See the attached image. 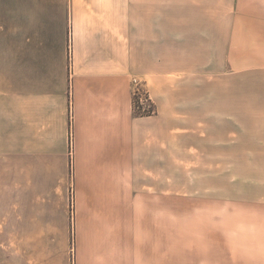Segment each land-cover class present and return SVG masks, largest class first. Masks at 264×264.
<instances>
[{
  "label": "crops",
  "instance_id": "1",
  "mask_svg": "<svg viewBox=\"0 0 264 264\" xmlns=\"http://www.w3.org/2000/svg\"><path fill=\"white\" fill-rule=\"evenodd\" d=\"M0 22L8 164L33 153L72 164L107 212L111 198L135 196L131 184L170 195L174 167L196 165L201 226L215 234L208 262L264 264V0H0ZM134 78L155 114L135 115ZM128 233L83 239L107 257L121 241L126 261Z\"/></svg>",
  "mask_w": 264,
  "mask_h": 264
},
{
  "label": "rangeland",
  "instance_id": "2",
  "mask_svg": "<svg viewBox=\"0 0 264 264\" xmlns=\"http://www.w3.org/2000/svg\"><path fill=\"white\" fill-rule=\"evenodd\" d=\"M0 25L4 28V22ZM0 46L4 47V39H0ZM135 79L134 112H156L143 82L137 79V86ZM178 134L179 130H175V147L180 145L176 144ZM2 153L0 264H160L162 258L165 264L166 254L161 248L163 245L166 250V242L168 264L171 260L172 264L211 263L208 262L212 257L209 251L214 252L215 234L201 226L205 216L202 215L201 220L198 211L203 202L198 199L196 165L174 167L175 182L168 189L170 195L149 191L152 187L165 192V184H142L140 189L137 188L139 184H131L129 189L136 192L135 196L127 200L111 198L110 211L107 212L102 209L100 199L86 197V192L93 190L94 184L77 181L79 177L72 164L55 168L44 166L33 153L24 166H11ZM191 162L196 164V159ZM122 186L111 183V192L122 191ZM123 201L126 213L120 210ZM103 216H108L111 222L107 223ZM124 228L127 233L131 231L125 245L126 261L117 253L122 248L121 241L119 245L108 247L112 253L107 257L103 251L105 247L94 244L91 239H83V233L89 230H109L112 234L118 229L123 234ZM171 233L173 241L169 240ZM153 234L158 237L157 243ZM204 240H209L208 245ZM116 241L112 239L110 244ZM218 243L221 245L220 240Z\"/></svg>",
  "mask_w": 264,
  "mask_h": 264
},
{
  "label": "trees",
  "instance_id": "3",
  "mask_svg": "<svg viewBox=\"0 0 264 264\" xmlns=\"http://www.w3.org/2000/svg\"><path fill=\"white\" fill-rule=\"evenodd\" d=\"M155 112V111H154ZM154 112H152L151 114H144V113H142V112H135V114H137L138 116H148V115H152V114H154Z\"/></svg>",
  "mask_w": 264,
  "mask_h": 264
},
{
  "label": "built area",
  "instance_id": "4",
  "mask_svg": "<svg viewBox=\"0 0 264 264\" xmlns=\"http://www.w3.org/2000/svg\"><path fill=\"white\" fill-rule=\"evenodd\" d=\"M134 83L138 86V80L137 79H135L134 80ZM138 90H140L139 88H137ZM139 95V91H138V94H137V96Z\"/></svg>",
  "mask_w": 264,
  "mask_h": 264
}]
</instances>
